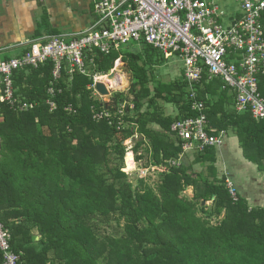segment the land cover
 Instances as JSON below:
<instances>
[{"label":"trees","instance_id":"trees-1","mask_svg":"<svg viewBox=\"0 0 264 264\" xmlns=\"http://www.w3.org/2000/svg\"><path fill=\"white\" fill-rule=\"evenodd\" d=\"M143 46L141 52L94 56V71L104 74L121 55L132 76V116L129 105L122 118L114 116L125 102L122 93L108 104L94 99L87 76L74 74L69 81L64 72L49 95L50 62L14 72L15 96L33 104L19 112L0 103V222L10 232L18 264H264V208H249L238 193L233 201L224 177L216 175L215 148L195 155V163H210L206 173L184 166L187 154L178 167L167 164L182 152L171 125L196 116L190 111L191 91L205 105L208 130L232 133L243 157L261 173L264 120L237 113L234 93L219 80L203 77L191 84L182 71L151 90L152 65L166 58ZM257 85L264 99V69ZM159 101L172 105L175 115H165ZM92 107H108L110 122L95 121ZM154 124L161 131L149 128ZM135 135L143 138L131 148L135 162L146 157L150 163L142 168H166L157 191L143 179L134 186L123 171L129 152L124 143ZM189 187L193 198L182 197ZM202 201L212 202L211 208Z\"/></svg>","mask_w":264,"mask_h":264},{"label":"built area","instance_id":"built-area-1","mask_svg":"<svg viewBox=\"0 0 264 264\" xmlns=\"http://www.w3.org/2000/svg\"><path fill=\"white\" fill-rule=\"evenodd\" d=\"M93 15L94 21L80 32L33 39L23 45L18 56L0 59V103L19 112L32 109V103L19 101L15 96L13 74L27 68L38 69L48 62L52 64L49 95L54 96L64 72L69 81L74 74L91 78L90 88L94 95L98 94L95 84L101 74L94 71V56L118 52L131 42L149 46L164 58L180 62L183 76L191 84L203 77L206 81L219 80L223 89L234 93L237 113L247 112L256 121L264 120V99L257 91L258 74L264 69V0H240L237 15L229 14L218 0H93ZM121 61L119 56L112 69ZM188 100L190 111L196 116L177 120L170 127L182 151L178 159L167 162L172 167H178L185 154L220 147L228 135L224 130H208L205 105L197 99L195 90ZM48 104L51 110L56 108L53 102ZM125 108L117 105L114 116L122 118ZM132 108L129 106V110ZM91 112L95 121L110 122L109 110L92 107ZM137 171L142 179L149 169ZM225 186L236 202L234 185L226 180ZM10 239V232L0 222L2 264L19 261L10 248Z\"/></svg>","mask_w":264,"mask_h":264},{"label":"crops","instance_id":"crops-1","mask_svg":"<svg viewBox=\"0 0 264 264\" xmlns=\"http://www.w3.org/2000/svg\"><path fill=\"white\" fill-rule=\"evenodd\" d=\"M218 2L229 14H238L239 4L237 1V6L235 2L230 3L228 0H218ZM93 21V0H0V56L3 55L5 50L9 49L16 51L13 57L18 56L24 50L23 45L33 39L64 33H77L86 29ZM105 86L107 87L106 84ZM174 112L176 113L175 109ZM175 113L171 115H175ZM149 128L154 131H161V128L155 124L150 125ZM226 139L220 147L215 148V163L213 165L218 178L224 177L225 181L228 180L235 186L228 172V155H236L233 149L238 150L236 155L238 158L240 156L252 167H254V164L243 157L236 137L230 140ZM139 140L142 141L143 138L141 137ZM143 148L146 147L144 146ZM129 151L128 153L132 155L131 164L134 168L136 167V170L150 163V159L147 160L146 157L136 163L133 152ZM196 154L185 155L183 164L194 169L195 172L204 171L199 164H194ZM129 158L131 159V157ZM207 163L210 164L209 162ZM162 168L163 166L154 165L147 167L149 171ZM257 174L260 175L259 172ZM189 188L193 193L192 187ZM235 189L238 193L236 186ZM239 195L246 200L249 208L258 207L252 206L251 203H248L246 197Z\"/></svg>","mask_w":264,"mask_h":264},{"label":"rangeland","instance_id":"rangeland-1","mask_svg":"<svg viewBox=\"0 0 264 264\" xmlns=\"http://www.w3.org/2000/svg\"><path fill=\"white\" fill-rule=\"evenodd\" d=\"M222 1V0H221ZM230 3H234L237 6V2L238 4H240V0H228ZM237 1V2H236ZM225 2V1H224ZM220 3V2H219ZM223 4V3H222ZM2 27V26H1ZM143 44L138 46L135 44H132L131 42H129L127 45L122 46L121 50H123V52H141L143 49ZM16 51H12V49L9 50H5L3 52V55L6 57H13ZM0 56V59H2V56ZM161 60V61H160ZM125 63L121 61L120 65L114 70L112 69V71H114L117 74H121L125 77V79L127 80V87L125 89L122 90H114L112 91V95L107 96V97H100V95L93 93V97L94 99H99L101 101H103L104 103L108 104L111 100L112 97L115 93H122L125 97V102H123L122 104L126 107L127 105L130 106V108H132V96L129 94L128 90L130 89V83L128 82V77L129 75H131V73L125 69ZM152 72H153V78H154V83L152 82V85L149 86L151 90L154 89V86L156 85V82H160L161 84H166V83H170L171 81L175 80L181 71H183V67L182 64L178 61H176L175 59H156V61L154 62V65H152ZM116 74V75H117ZM100 76H108L106 73L101 74ZM99 82L104 83L101 79L99 80ZM105 85V84H104ZM153 94V92H152ZM145 103V100L142 101V104ZM159 104H162L164 107V112L166 115H171L174 112V108L172 105H167V104H163L161 101H159ZM134 109H130V116H132L134 114ZM139 135H137L136 139H140V137H138ZM232 138H235V136L232 133H228L227 135V139L226 140H230ZM135 143V138H131L128 139L127 141H125L124 145L126 147L127 150H131V148L133 147ZM146 148H143V151ZM235 154H238V150L237 149H233ZM142 151V152H143ZM130 152V151H129ZM236 155H232L229 154L228 155V172L231 175V179L234 182L235 186L237 187L238 190V194H241L242 196L246 197V199L248 200V203H251L252 206H261L264 208V173H261L257 170V167L254 165V167H252L250 164H248L243 158H239ZM127 156V155H126ZM126 156L124 158L125 161V168H124V172L128 173V177L129 180L132 182V184L134 186H136L137 184V180L141 179L139 177V172L136 170V167L134 168L133 171L129 170V167L127 166V163L131 162V159L128 158L126 160ZM196 164V163H194ZM193 164V165H194ZM199 166L203 167V170L205 171L204 173H206V166L208 167V163H204L202 164L201 162H198ZM137 166V164H136ZM155 170V172H154ZM151 169L150 171H148L147 175L145 178H142L143 181L145 182V184L150 187L151 189H153L154 191H157V188L160 184V178L159 177L161 175V173L166 170L165 167H163L162 169ZM199 170V169H198ZM192 171L195 172L194 169H192ZM260 173V175H258L257 173ZM234 186V187H235ZM182 197H185L187 199H191L193 198V193L192 190L190 188L186 189L184 191V193L182 194ZM202 203V202H201ZM205 207H207V209L211 208L212 206V202H206L204 204ZM201 215V214H200ZM210 221L212 224H215L217 222V218L215 217H211ZM108 232H111L110 230ZM36 237V236H35ZM37 240V237L36 239Z\"/></svg>","mask_w":264,"mask_h":264},{"label":"bare ground","instance_id":"bare-ground-1","mask_svg":"<svg viewBox=\"0 0 264 264\" xmlns=\"http://www.w3.org/2000/svg\"><path fill=\"white\" fill-rule=\"evenodd\" d=\"M101 79L106 85L108 89H112V90H122L125 89L127 87V80L125 79V77L123 75H115L113 78H108V77H104L101 76ZM131 157V161H132V155L128 154L126 156V160ZM129 170L133 171L134 167L133 165L130 163H127Z\"/></svg>","mask_w":264,"mask_h":264},{"label":"water","instance_id":"water-1","mask_svg":"<svg viewBox=\"0 0 264 264\" xmlns=\"http://www.w3.org/2000/svg\"><path fill=\"white\" fill-rule=\"evenodd\" d=\"M125 69L128 70L127 66H125ZM107 75H108V78H113V77L115 76V72L108 71V72H107ZM131 81H132V76L129 75V77H128V82L131 84ZM95 91H96V92L98 93V95H100L101 97H107V96L112 95V91H114V90H112V89H107L106 86H105L103 83L98 82V83L95 84ZM107 109H109V108L107 107ZM138 137L141 138V136H138ZM123 171H124V170H123ZM204 204H205V202L202 201L201 206H204ZM35 239H36V237H33V240H35Z\"/></svg>","mask_w":264,"mask_h":264},{"label":"clouds","instance_id":"clouds-1","mask_svg":"<svg viewBox=\"0 0 264 264\" xmlns=\"http://www.w3.org/2000/svg\"><path fill=\"white\" fill-rule=\"evenodd\" d=\"M125 171V170H124Z\"/></svg>","mask_w":264,"mask_h":264}]
</instances>
